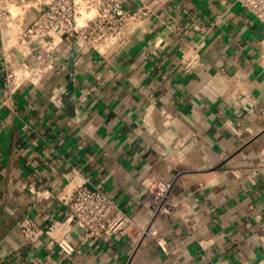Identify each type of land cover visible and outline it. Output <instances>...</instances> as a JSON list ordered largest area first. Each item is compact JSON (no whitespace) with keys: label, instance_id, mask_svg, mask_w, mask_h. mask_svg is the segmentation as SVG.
Wrapping results in <instances>:
<instances>
[{"label":"crops","instance_id":"0c3cea01","mask_svg":"<svg viewBox=\"0 0 264 264\" xmlns=\"http://www.w3.org/2000/svg\"><path fill=\"white\" fill-rule=\"evenodd\" d=\"M120 1L151 14L116 55L69 48L11 103L0 67V264H264L261 25L237 0ZM184 48L198 57L189 71ZM74 171L131 230L84 242L70 231V255L46 236L25 245V215L43 229L66 215L31 192L58 193ZM157 181L171 183L176 213L154 219L147 184ZM148 225L155 238L141 236Z\"/></svg>","mask_w":264,"mask_h":264},{"label":"built area","instance_id":"2783aa9c","mask_svg":"<svg viewBox=\"0 0 264 264\" xmlns=\"http://www.w3.org/2000/svg\"><path fill=\"white\" fill-rule=\"evenodd\" d=\"M237 3L252 14L264 31V0H237ZM11 7L19 10L14 16L9 14ZM150 14L143 5L129 11L120 0H0V28L7 34L0 57L4 101L11 103L19 86L25 82L38 83L43 74L53 71L55 60L69 48L74 50L76 58L89 52L102 59L116 55L148 21ZM25 15L33 19L23 26ZM197 60L195 51L183 49L181 64L186 71L191 70ZM11 109L17 113L13 105ZM78 177L74 171L58 193L47 189L31 192L36 200L61 203L66 215L62 221L54 220L45 229L25 215L18 225L25 245H33L46 236L49 247L56 245L70 255L73 246L65 238L70 231L80 233L84 242L115 234L125 235L131 230L132 219L104 192L87 188V181ZM147 188L154 219L176 213V203L170 197V182L148 183ZM182 221L189 224L191 231L197 230L189 219L182 218ZM57 228L64 230L58 237H53ZM141 236L155 238L156 231L148 225L141 231ZM156 242L163 246L161 239Z\"/></svg>","mask_w":264,"mask_h":264},{"label":"bare ground","instance_id":"6f19581e","mask_svg":"<svg viewBox=\"0 0 264 264\" xmlns=\"http://www.w3.org/2000/svg\"><path fill=\"white\" fill-rule=\"evenodd\" d=\"M9 14L14 16L16 14V8L15 7H11L9 9ZM64 228H57L56 230H54V232L52 233L53 237H58L62 232H63Z\"/></svg>","mask_w":264,"mask_h":264},{"label":"rangeland","instance_id":"374dc122","mask_svg":"<svg viewBox=\"0 0 264 264\" xmlns=\"http://www.w3.org/2000/svg\"><path fill=\"white\" fill-rule=\"evenodd\" d=\"M16 11H18V12H19V10H18V9H16Z\"/></svg>","mask_w":264,"mask_h":264}]
</instances>
